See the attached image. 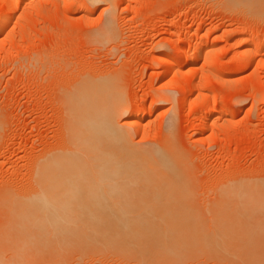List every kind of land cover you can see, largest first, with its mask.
Wrapping results in <instances>:
<instances>
[{"label":"rangeland","instance_id":"rangeland-1","mask_svg":"<svg viewBox=\"0 0 264 264\" xmlns=\"http://www.w3.org/2000/svg\"><path fill=\"white\" fill-rule=\"evenodd\" d=\"M2 1L0 0L1 11L3 8ZM243 1H246V3L244 2L245 6ZM247 1L249 0H112L109 4L103 3L94 6L89 5L85 0L21 1L10 22L11 31L7 35L0 34L1 263L136 264L137 262V264H140L144 262L142 260L144 256L139 252L143 250V248L140 249L141 247L139 251H135L136 247L133 245L128 248L123 247V251L119 253L122 254L117 256L113 251L109 255L111 252L109 249L104 251L99 249L102 247L97 245L102 243L94 246L92 244L89 245V241H87L88 243L85 242L86 246L87 244L89 245L87 247L84 245L85 243H80V241L72 243L80 236L79 232L73 229L75 227L74 222H80L77 223L79 227L85 225L87 228L88 226L93 228L96 227L94 223H96V216L99 213L104 219L106 216L111 218L120 212V209H109L113 213H97L96 201H91L90 198L89 201L87 200L88 202L85 201L88 203L86 205L87 208L82 206V209L76 208L79 206L78 202L80 201L78 197L80 199L84 198L83 195L82 197L79 195L80 193L87 195V198L84 199L86 200L88 199V194L90 196L94 192L96 188L93 185V182L96 181L94 178H89L85 181L86 183H82V180H75L78 178H71V180L69 179L70 181L62 178V181L61 177H58L63 186L64 179H66L69 188L73 191L77 188L79 191V193L76 192L78 193V195L76 194L77 200L73 203L74 197L73 206L71 199L68 202L71 204L68 208L66 207L65 210L57 208L56 213L54 212L58 216L54 220V223L58 221L56 224L58 228L55 224L53 225V221L51 224L40 213H44L45 210L40 212L34 210L37 213L32 212L33 210H26L27 207L31 206V204L26 203L30 201V198L33 201V198H35V201H37L34 191L36 192L40 188V186H36L38 183L36 185L33 184L34 167L42 160L61 157L69 142L67 130L68 115L65 107L66 98H64L67 96L66 92L85 79L110 80L117 92L120 93L119 97L128 106L127 114L120 119L119 123L122 125L129 124L127 129L131 133L133 141L138 144L143 143V145L150 144L156 149L159 147L158 150L168 154L171 157L170 159L167 155L168 160L173 161L179 171L183 173L179 179H170L173 182L168 179H165L164 182L168 183L169 181L168 184L170 185L172 182L178 187L179 192H176V194L182 193L183 195H177H180V198L185 200L186 203H191L190 205L197 207H194L195 214L193 213V217L194 219L198 217V227L202 225V228H198L200 231L198 233L200 234L197 237L201 235L203 237L205 233L207 237H203V242L200 238H197V244L201 242V245L204 246L205 243V247L202 246L204 250L201 249L202 247L194 245L196 241L193 240L191 241L193 244H190L192 245L190 249L196 246L197 250L192 249L189 251V247L184 242L182 244V240L187 239L188 233L183 235L185 237H182V240H176L178 243V240H180V244H177L174 240L177 245L173 244L175 247L171 246L174 252L172 253L174 256L182 257V262L178 260L175 264H226L227 262L229 264L231 261L230 264H246L249 259L252 262L254 258H257V261H255L258 262V257L260 254L264 255V252H256L257 256L253 255L255 252L253 254L250 253L256 257L252 256L253 258L249 259L243 258L245 253L243 255L242 253H233V255L236 254V258L235 256L233 258L231 254L228 256V253L227 255L225 253L228 256L226 259L225 255L221 256L224 253L219 254L218 252L219 255L216 252H212L211 255L214 254L215 258H205L206 255L211 253L207 252L206 246L211 245L213 238L217 241L221 238H232L233 240L262 238L264 240V231L258 228L260 221L254 225V228L256 227L259 230L258 232L252 225L256 220V217L253 218L254 213H252L253 216L250 215L252 220L255 219L254 222L246 214L245 210L248 213L252 209L246 208L244 211L240 209L241 216L238 210V212H235L231 208L225 207L226 209H224L221 207L220 213L223 215L231 210L230 213L235 212L238 215L237 218H244L243 214L245 212L244 215L247 218L244 219L248 221L250 219L249 222L244 219V221L241 220L242 222H240V220L235 219L236 215L234 214L235 217L233 218L239 222H237L238 225L242 224L240 225L241 227L234 224L235 229L227 227L225 229L222 228L223 230L219 228L225 226H217L215 223L217 218L221 217V214H218L217 217L215 215L217 210L212 211L213 208L216 209L215 205L220 203L221 200L226 199L225 202H227V200L232 199V195L233 197L237 196V198H233L234 200L238 199V195L234 194L237 191H241L240 194L244 195H248L247 193L253 191L250 193L251 195H248L252 196L257 192L255 191V189H258L257 187H260L258 191L262 192L264 188L262 187L264 186V48H257V51L255 49L250 57L242 55L244 49L249 46L250 39L264 41V0H250L252 3L256 2L254 7H252L253 4L248 7L250 2L247 3ZM109 15L112 16V26H114L113 40L109 39L110 41L97 43V41H94L96 31L100 30L101 25L104 24L103 22L106 21ZM175 29L176 34L173 36L171 32ZM245 39L248 40L246 41ZM162 59L167 61L178 60L181 63L179 69L177 67L168 68L173 74L172 79L174 81H167L165 68L160 64ZM179 70L184 72V76L178 73ZM162 95L167 96L168 99L159 101L158 97ZM50 181H48V184L51 185L54 181L52 184L54 186L57 180L53 179V181ZM45 183L48 186L47 181ZM45 183L43 184L44 189ZM82 184H88L92 188H89V190L81 189ZM50 185L48 186L49 192H52L53 194L51 193V195H55L53 197H57V199L61 197V194L64 196L63 193L67 194L65 199L74 194V192L69 194L70 192L68 191V193L66 191L68 189L65 187V190L61 188V191H64L61 193L57 185L54 186L57 189ZM182 185L183 188H181ZM52 188L60 192V195L54 194L56 191H52ZM230 188H233L232 192H230ZM185 190H188V192ZM228 190H230L229 193ZM39 192L40 190H38ZM46 192L47 190L44 194ZM223 192L226 194L222 195ZM37 195L40 197L43 196V193ZM14 197L16 199H13ZM94 197L96 198V194ZM130 198L133 199L132 196ZM82 199L81 202L83 201ZM14 200L16 205H14ZM66 200L68 201V199ZM234 200L231 201L232 203L228 202L226 206H233ZM25 204H29V206H24L26 208L21 207V205ZM210 207L212 210L209 209V212L208 208ZM198 208L199 210L196 211ZM54 209L52 210L54 211ZM127 209L123 210L127 212ZM129 212L126 213L128 214L126 216L130 220L137 216L139 219L135 217V221L137 218L139 223L141 221L151 222L152 220V223L155 220H158V223L162 221L161 218L167 220V217L171 220L172 216L170 217V215L173 214V217H178L177 213L174 212L172 214V211L164 213L166 216L167 213H171L167 217H164V215L161 217L160 215L158 219L153 213L155 211L143 212L141 209L139 210V206L137 209L131 210L134 213L130 212V214ZM35 214L36 216L37 214L44 216L46 223L42 222L44 219L40 218L42 217L41 215L40 217L38 216V220L40 218L39 221L44 223L45 227L41 223L37 225L39 221L35 222L31 219L36 218L37 221ZM44 214H47V212ZM249 214L251 213L249 212ZM230 215L228 214L227 216L230 217ZM61 217L62 221L60 220ZM193 217L191 216L192 219ZM108 218L105 220H109ZM211 218L214 220H211ZM64 219H67V224L69 222L74 224L71 223V227L68 228ZM192 219L191 222L194 220ZM32 221L35 222L32 223L33 227ZM187 221H190L188 216ZM243 222H246L245 225ZM250 222L253 223L251 224ZM19 223L20 225L22 223L28 225H22V228V226L18 225ZM90 223L91 226L89 225ZM204 223L212 225L211 228L213 229L208 225L204 226ZM63 224L66 225L64 226ZM52 225L53 227L51 228ZM251 225L252 227L250 228ZM262 225L263 228L264 223ZM27 226L30 227L28 228ZM48 226L50 227L48 228ZM59 226L61 227L59 228ZM100 226L102 227L101 224L98 227L101 228ZM14 227L16 229L19 228L17 231L26 229L31 231V229H34L35 233L36 231H39V233L48 232L47 239L44 238L47 242L34 240L39 233L37 232L38 234L33 235L31 232L33 239L31 241L32 236H29V242L34 240V245L33 243L31 244L33 248L30 246L27 236L26 241L28 244L22 245L21 241L24 243V240L16 238H19L20 234L15 231L16 229L14 230ZM65 227L69 229L70 233ZM215 227H218V235L216 232L213 233ZM75 228L77 229V225ZM221 231H226L229 234L227 235L224 232L222 235L220 234ZM8 232L11 234L9 235ZM58 232L62 233L61 236H59L60 234L58 235ZM71 233H76L79 236L73 238V240L71 238L76 235ZM5 234L7 235L6 237ZM41 234L39 235L40 239L42 238ZM191 234L190 236L188 234L189 239L192 237ZM50 235H54L52 236L53 239ZM8 236H12V238ZM44 236L45 233H43ZM4 238H6L5 240L7 238L8 240L11 239V241L9 240L11 243H6ZM20 238H23V234ZM60 238L63 240L62 242ZM16 239L19 242L15 241ZM187 240L185 242L190 243V240ZM208 240L211 241L209 242ZM35 241L38 244L40 242L39 246H36ZM174 241H170L169 245ZM54 243H56V247L53 246ZM188 243L186 244L188 245ZM181 244L182 246H180ZM13 245L18 246L14 248ZM20 245L22 250L25 247H31V249L25 248L28 250H26L27 252L25 250H23L25 252L20 251L18 249ZM76 247L77 251L75 250ZM80 247L83 248L81 249ZM176 247L179 249L176 250ZM41 248L43 249L41 250ZM131 248H134L135 252ZM79 250L85 252L82 253L80 251L81 253H79ZM100 250L102 254H99L101 253ZM129 250H132L136 257L132 253L130 254L131 251L129 252ZM179 250L183 252L180 253ZM199 250L200 252H198ZM15 251V255L19 252L20 257L16 256L18 260L14 257L15 259L13 258L14 261H12L13 256L11 255ZM106 251H109V254H106ZM176 251L180 256L179 254L176 255ZM192 251L193 253H191ZM201 251H204V253ZM20 252H23L25 256ZM84 253H87V255ZM250 254L246 253L245 257H251ZM147 258H143L145 259L144 264H168L165 262L167 260L169 263L172 261L174 264L175 260V257H173L174 259L172 258L173 260L169 259L170 257H161L165 258V260H162L159 256H156V259ZM261 260L260 262L264 264V260ZM253 263L256 264L255 262ZM247 264H251L250 261Z\"/></svg>","mask_w":264,"mask_h":264},{"label":"bare ground","instance_id":"bare-ground-1","mask_svg":"<svg viewBox=\"0 0 264 264\" xmlns=\"http://www.w3.org/2000/svg\"><path fill=\"white\" fill-rule=\"evenodd\" d=\"M21 1L22 0H3L2 1L3 2V4H2L3 8H2V11L0 10L1 11L0 12V34L7 35L11 31L10 30V22L12 20V17L14 16V13L16 12L17 6L21 3ZM85 2H87L91 6H94V5H100V4H103V3L104 4L105 3L109 4V3L112 2V0H85ZM244 2L246 3V1H243V4L245 6L246 4ZM249 2H250V0L247 1V3H249ZM255 3L250 2L248 4V7H249V5H252V4H253L252 7H254ZM111 20H112V16L109 15L108 18L106 19V21L103 22L104 24L101 25L102 27L101 28L99 27L100 30H98V32L96 31V34H95L96 37H95L94 41H97V43H100V42L104 43L105 41H107V40L110 41L112 39V37L114 36V29H113L114 26H112L113 25V23H112L113 21H111ZM171 34L174 36V34H176V29L173 30L171 32ZM5 37H7V36H5ZM250 40H251V42H250ZM250 40H249V42H250L249 46H247L244 49V51L242 52L243 56L250 57L255 49L257 51V48H264V41L263 40H260V39H250ZM238 43H240V42H238ZM196 48H197V46H196ZM164 55H165V52H164ZM260 56H262V55H260ZM206 63H208V62H206ZM160 64H162V66L165 68L166 79H167V81L169 80V82H170L171 80H173L172 79L173 78V76H172L173 74H171V72L168 70V68L169 67H177V69H179L181 63L178 60H176V61L168 60L167 61V60H163L162 59ZM179 71H178V73L180 75L184 76V72H181V71L179 72ZM98 80L99 79H97V80L96 79H94V80L85 79V80H83L81 82H78L75 87H72V89H70L69 91L66 92L67 96L65 94L66 97H64V98H66L65 99L66 100L65 107H66V112H67V115H68L67 116L68 129L67 130H68V135H69V142H68L67 146L65 147V150L63 151L61 157L56 158V159H51V160H48V159L47 160H42L38 164H36V166L33 169V181L35 182V183L33 182V184L36 185V183H38L39 185L37 184L36 186L37 187L40 186V188H41V189L40 188H38V189L36 188L37 189V190L35 189L36 192L34 191V193H35L34 195L37 196L36 197L37 201H35V198H33L34 201L30 198L29 199L30 201H27L26 203L31 204V206H29V204H25L23 206L21 205V207L26 208L24 206L28 205L29 207H27L26 210H28V209L29 210H33L32 212H34V210L37 211V212H40L41 210L42 211L45 210L44 213L47 212V214H44L42 212H40V213L45 216V218H46V220L48 222L51 223L53 221L52 222L53 225L54 224L56 225L58 221H56V223H54L55 222L54 220H56L57 219L56 217H58V216H56V214H55L56 212L55 211L58 210V209L65 210L66 207L68 208L71 204L73 206V203H75L76 200H77L76 196L79 193L77 188H76L75 191H73L71 188H69L67 186L68 182L66 181V179H68V180L70 179L71 180V178H78V179H75V180H82V183H86L85 181L88 180L89 178H94V179H96V181L93 182V185L96 187L94 189V192H96V193L92 192V194L90 196L88 194V199H86V200H84V199L87 198V195H84V194L80 193L79 195H81V197L83 195L84 198L83 199L81 198L83 200L81 202L80 197H78L80 201L78 202L79 206H77L76 208L77 209L81 208V206L83 208H87L86 205H88L87 202L89 201V198H90L91 201H96V212L97 213H99V212H101V214H103L104 212L105 213H109V212H111V210H109V209H117V210L120 209V212L116 213V215L111 217V218L110 217L108 218L106 216L104 219L100 216V213H99V215L96 216V223H94V224H96V227H93V228L92 227L90 228L89 226L87 228L85 225L84 226L82 225V226L79 227L77 223H80V222H74L77 225V229H76L75 228L76 225L73 222H69V224H67L68 223L67 219H64L65 223L68 225L67 226L68 228L71 227L70 225L74 224L75 227L74 228L72 227V228L79 232V233L78 232L77 233L80 236L76 235V233L72 234L74 232L71 233L72 235H76V236L72 237L71 239L76 238L77 236H79V237H77L76 240L73 239L74 241L72 243H74V242L77 243L79 241H80V243L81 242L82 243H85V242L88 243L87 241H89V245L92 244L94 246L99 244V243H102V244L97 245L99 247H102V248H99V249H103V251L109 249L111 251L110 254L108 253L109 251H106V254L108 253L109 255H111V253L113 251V253H115L117 256H120L122 254V253L121 254H119V253H120V251H123L122 250L123 247H127L128 248L130 245H133L136 248L138 247V249L131 248L132 250L134 249L135 251L136 250L139 251L140 247H141L140 249L143 248V250H141L139 252L144 256V257H142V260H144V262H145V259L147 258L145 256H151L152 258H155L156 256H159L160 258L161 257H165V258L166 257H168V258L170 257L169 259H171V260H173L174 259L173 257H175L174 264L178 260H179V262H182V260H181L182 257H178L177 254H179V253H177V251H176V255L177 256H174V254H173L174 252H173V249L171 248V246H173V244H176L175 241L177 239H181L182 237L184 238L185 236H183V235H186L187 233L189 234V236L192 233L191 234L192 235L191 239H189L188 234H187V239L188 240L187 239H184V240L181 239L182 240V244L185 243V245L189 247V251H190L192 249L193 250H197L198 248L196 246L202 247L203 245H201L200 240L203 242L204 241L203 237H205V236L207 237V235H205L206 233L203 234L204 235L203 237H201L202 235L197 237L200 234V233H198V231H199L198 228L200 227V225L198 227L199 223H197V222L199 220H198L197 215H196L197 218H195L197 221L193 217L194 210L197 207L194 206L195 207L194 208L192 205H190L191 203L190 204L186 203L185 200L181 199L180 195L182 193L181 194L177 193V194H180V195L176 194V192H179L178 187H176L172 183L173 180H170V179H173V178H178L179 179V177H182L181 175L183 173L179 171L178 167L176 166V164L173 163V161L168 160V157H169L168 154L165 153L166 154L165 155L160 150H158L159 147L156 149V148L150 146V144L149 145H147V144L143 145V143H141L142 144L141 145V144L135 143L133 141L132 135L129 132V130L127 129V125H129V124L126 123V124L122 125V124L119 123L120 119L123 118L127 114V111H128L127 104L122 100L121 97H119L120 93L117 92L116 88L113 86L114 84L112 82H110V80L109 81H98ZM167 99H168V97L167 96H163V95L158 97L159 101H164V100H167ZM215 112H218V111H215ZM218 113H220V112H218ZM167 155H168V157H166ZM169 158L171 159V157H169ZM58 177H61L60 179L62 181H63L62 178H66V179H64L66 181V184H65V181H64V186L62 185L63 183L61 184V180ZM52 178L57 180L56 182H58V180H59L60 183L59 182L58 183L55 182L56 184L54 183V186L57 185L58 188L60 189L61 193L64 192L63 191V190H65L64 187L68 189L66 191L67 192L69 191L70 192V193L68 192L69 194H73L72 192H74V194L71 197L68 195L70 200L67 197H66V199H68V201L65 199V195L67 196V194H65V193H63L64 196L61 194V197H58V199H57V197H53L55 195H53V196L51 195L52 192L51 193L49 192V187L48 186L50 184H48V181H50V180L53 181ZM47 179H49V180H47ZM165 179H168V180L172 181L171 185L168 184L169 181H168V183H165L164 182ZM182 179H184V178H182ZM46 181H47L48 186L45 183ZM53 182H52V184H53ZM44 183H45V185H44L45 189L43 188V184ZM50 183H51V181H50ZM181 184H183V183H181ZM35 185H34V187H35ZM60 185H62L63 187L62 186L60 187ZM69 185H70V182H69ZM183 185H185V184H183ZM183 185H182V187L181 186L180 187L183 188ZM54 186H53V188L57 189V187L55 188ZM70 187H71V185H70ZM240 187H242V186H240ZM262 187H264V186H262ZM42 188H43V190H42ZM61 188H63L62 191H61ZM80 188L89 190V188H92V186H90L88 184H82ZM122 188H124V189L127 188V189L124 190ZM233 188H236V187H233ZM233 188L232 189L230 188L231 191L228 190V193H229V191L232 192ZM257 188L259 189L260 187H257ZM54 189L52 191H56ZM227 189H229V188L227 187ZM258 189L257 190L255 189V191H257V192L254 195H252V196H248V195H251L250 193L253 192V191H250L249 193H247L248 195L240 194L241 191L240 192L237 191L234 194L238 195V199L234 200L233 198L234 197L237 198V196L233 197V195H232L231 196L232 199H230L229 201L227 200V202H225L226 201V199H225L226 196H225L224 197L225 200H221L220 203H217L215 205L216 209L213 208V210H212L211 207L208 208V210L210 209L213 212L215 210H217L215 212V215L217 217H218V214H221L220 215L221 217L217 218V222L215 221L217 226H225V227L219 228L220 230H223L222 228L225 229L227 227H232V228L235 229L234 224L238 225V223H239L238 221L239 220H240V222H242L244 220L248 221L247 219H244V218H247L246 215H244L245 212L243 214V217L245 216L244 218H242V217L237 218L238 215H236L235 212L238 210L239 211V215H240L241 214L240 209H243V211H244L246 208H249V209H252L253 211L251 210V211H248V213H247V210H245L247 216H250V215H252V213H254V216L253 215L252 216H253V218L256 217V220L254 219L255 222H254V220L251 219L252 216L248 217L254 222V223L252 222L253 224L250 222L253 225V228H254V225L257 224L258 221H260L259 222V226L258 225L257 226H258V228H260L259 230L264 231L263 230L264 227L262 228V226H263L262 224L264 223V188H263V192L262 191H258ZM38 190H40V192H39L40 194L43 193V196L39 197L37 195V194H39ZM44 190L45 191L47 190L48 194H47V192H46V194H44L45 193ZM236 190H238V189H236ZM57 192L58 191L54 192V194L56 193V194L60 195L59 194L60 192H58V193ZM76 192H78V193H76ZM181 192H184V191H181ZM186 192H188V190ZM186 192H184V193H186ZM238 192H239V194H237ZM95 194H96V198L94 197ZM225 194L226 193L223 192L222 195H225ZM130 196H132L133 199H131ZM186 196H187V194H186ZM190 196H191V194H190ZM74 197H75V200H74ZM221 197L223 198V196H221ZM59 198L60 199L64 198V199L60 200ZM228 198H230V197H228ZM13 199H16V198L14 197ZM71 199H72V201H71ZM31 200H32V203H31ZM73 200H74V202H73ZM232 200H234V204H232L233 206H230V207L226 206V204L228 202H231ZM20 201H21V199H20ZM23 201H25V200L23 199ZM70 201H71V204L68 203ZM85 201H87V202H85ZM14 202H15V200H14ZM80 202L82 203V205H81ZM84 202H85V204H84ZM190 202H192V201L190 200ZM14 205H16V202H15ZM194 205H196V204H194ZM64 206H65V208H64ZM84 206H86V207H84ZM138 206H139V210L141 209V211H143V212L155 211L153 213L158 217V219L160 218V215L162 217L165 212H172V211H173L172 214L175 212V213H177L178 217L177 216L173 217L174 214L170 215L171 213H169V214L167 213V216L170 215V217L172 216L173 219L171 218V220H169L170 218L168 219V217L166 215H164V217H167L168 221L166 219H164V218H161L162 221H160L158 223H157L158 220H155L156 223L155 222L152 223L153 220L151 222H142L140 220L141 222L139 223L138 222L139 220L137 221V218H138L137 216H135V217H137L136 221H135V217L132 220H130L127 217L128 214H126L128 211L131 212V210L137 209ZM140 206H141V208H140ZM131 207H133V208L136 207V208L133 209ZM221 207H223L224 209L231 208L232 210H235V212L231 214L230 213L231 210L228 209L229 211L228 212L225 211V212H227L225 214H227V215L231 214L230 217L225 215V214L223 215L222 213H220L221 212ZM126 208H128L127 212L125 210H123V209H126ZM52 209H54V211ZM49 210H50V212H49ZM197 210H199V208L196 209V211ZM210 210H209V212H210ZM37 212H34V213H37ZM51 212H52V214H51ZM249 212L251 214H249ZM111 213H113V212H111ZM114 213H115V211H114ZM131 213H134V212H131ZM41 214H37V216L35 214V217H37V221H36V218L35 219L31 218V219L34 220L35 222H38L40 220V218H43L44 220L42 219L43 221L42 220L41 221L46 223L47 221L45 220L44 216H42ZM138 214H136V215H138ZM213 214H212V216H214ZM234 214L236 215L235 219L236 220L238 219V221H236L233 218V217H235ZM40 215L42 217H40ZM208 215H209V213H208ZM38 216L40 217L39 220H38ZM144 216H146V215H144ZM149 216H147V217H149ZM156 216H154V217H156ZM187 216H188V220L190 219V221H187ZM191 216L193 217L195 222L191 218ZM241 216H242V214H241ZM106 218H108L109 220H105ZM150 218H152V217H150ZM240 218H242V219H240ZM61 219H62V217L60 218V220ZM142 219H144V218L142 217ZM147 219H149V218H147ZM191 219L193 220L192 222H191ZM201 219H203V218H201ZM212 219L213 218H211V220ZM250 219H249V221H250ZM144 221H146V220H144ZM186 221H187L188 224L186 223ZM35 222L32 221L31 224L35 223ZM20 223L18 224L19 226L25 225L23 223H22V225H20ZM38 223L39 224H37V225H40L41 222L39 221ZM44 223H41V224H43L44 227H45ZM191 223H193L194 225L191 224ZM245 223H244V225H245ZM15 224H13V225H15ZM66 224H63V225L65 226ZM99 224L102 225V227L100 226L101 228L98 227ZM26 225H28V224H26ZM37 225H35V226H37ZM53 225L51 226V228L53 227ZM89 225L91 226V223ZM103 225H105V226L103 227ZM207 225L208 224L204 223V226H207ZM240 225H242V224H239L238 226H240ZM252 225L250 226V228L252 227ZM19 226H17V227H19ZM30 226H27V227L29 228ZM208 226H210V225H208ZM211 226H210V228H211ZM238 226H236V227H238ZM32 227H33V224H32ZM49 227L50 226H48V228ZM56 227L58 228L57 225H56ZM60 227L61 226H59V228ZM67 227H65V228H67ZM213 227H214V225H213ZM22 228H23V226H22ZM38 228L42 229L41 227H38ZM200 228H202V225H201ZM245 228H243V229H245ZM15 229H16V227H14V230ZM18 229L19 228H17L15 231H17ZM54 229L56 230V228H54ZM84 229H86V230H84ZM87 229H89V230H87ZM211 229H213V228H211ZM217 229H218V227H215L214 230H213L214 231L213 233L216 232V234L218 235V233H217L218 230ZM248 229H249V227H248ZM254 229H256V227ZM36 230H37V227H36ZM246 230H247V228H246ZM259 230L256 229V231H258V232H259ZM10 231H11V229H10ZM19 231H21V230H19ZM19 231H17L18 234H20V236L23 234V238H20V236L18 234L17 235L19 236V238L18 237H16V238L19 239V240H24L23 241L24 243H22V241H21L22 245L27 243L26 236H27V240L29 242V236L31 237L32 234L36 235V234L39 233V231H36V233H35L34 229L33 230L31 229V231H28L27 229L26 230H22L20 233H19ZM24 231L27 232V233H25ZM63 231H65V230H63ZM201 231H202V229H201ZM250 231H252V230H250ZM261 231H260V234H261ZM28 232H30V233H28ZM31 232H32V234H31ZM68 232H69V229H68ZM210 232H212V231H210ZM224 232L227 235L229 234L226 231H223V232L221 231L220 234L223 235ZM43 233H45L44 237H43ZM202 233H204V232H202ZM6 234H5V237L7 236ZM10 234L11 233H9V235ZM40 234L42 236L41 239H40V236H39ZM46 234H47V236H46ZM61 234H62L61 232L60 233L58 232L59 236H61ZM65 234H66V232H65ZM39 235H37L38 237H35L36 239L34 238V240H38L40 242H42V241L47 242L45 239H47V237L49 235L48 232H40ZM212 235H215V234H212ZM52 236H54V235H52ZM52 236H51V238L53 239ZM8 237L12 238V236H8ZM13 237H15V236H13ZM197 238L198 239L200 238V240H199L200 244H197V242H198ZM208 238H210V237H208ZM5 239L6 238H4V240ZM17 239L15 241L19 242V240H17ZM32 239H33V236H32V238L30 240L32 241ZM9 240L11 241V239H9ZM9 240L7 238V240H5L6 243L9 242ZM34 240H33V242H29L30 246H31L32 243L34 245ZM60 240H61V238H60ZM185 240H187V241L190 240L189 241L190 243L185 242ZM192 240L196 241V244L194 243V245H196V246L194 248L192 247V249H190V246H192L190 244H193V242L191 243ZM214 240H215L214 238H213L212 241L208 240L209 242L211 241V245L206 246V248H207V252L208 253L211 252V253L210 254L207 253L208 255H206V256L204 255L205 258H215L214 254L211 255L212 252H216V253L218 252L219 254L220 253H224L221 256H224L225 253H226V255L228 253V256H229V254H231L233 256V258L236 255V254L233 255V253H237V254L238 253H242V255H243V253H245V255H243V258L244 259L245 258L249 259V258L256 257L257 256L256 252H260V253L264 252V240H262V238L261 239H257V238L256 239H236V240L235 239L233 240L232 238H227V239L221 238L218 241L215 240V242H213ZM62 241L63 240H61V242ZM170 241L171 242L174 241V242L169 245V243H171ZM178 241H179V243L176 241L177 244H180V240H178ZM40 242H39V244H40ZM61 242H60V244H61ZM10 243L11 242H9V244ZM86 243L84 244L85 246H86ZM186 243H188V245ZM35 244H36V246L37 245L39 246L38 242L36 243V241H35ZM182 244L180 246H182ZM18 245H13V246L15 248ZM55 245H56V243H54L53 246L56 247ZM65 245H66V243H65ZM89 245L87 244V246H89ZM11 246H12V244H11ZM85 246H84V248H85ZM186 246H185V248H186ZM0 247H2V246H0ZM31 247H25V248L31 249ZM173 247H175V245ZM203 247H205V243H204ZM203 247L201 248L202 250H204ZM20 248H22L21 245L18 247V249H20ZM25 248H23V250L26 251L27 249H25ZM58 248H60V247H58ZM42 249L43 248H41V250ZM54 249H56V248H54ZM178 249L179 248H177L176 250H178ZM13 250H16V249H13ZM21 250L22 249H20V251ZM75 250L77 251V247H76ZM132 250H129V252L131 251L130 254L132 253ZM200 250L198 252H200ZM25 251H23V252H25ZM63 251H64V249H63ZM80 251L81 250H79V253L85 252V251H81V252ZM142 251H143L144 254L142 253ZM23 252H20V253H22V255H24ZM100 252L101 253H99V254H102L101 250H100ZM134 252L132 253V255L135 254ZM181 252H183V251H180V253ZM201 252L204 253V251H201ZM18 253H17V255H15L16 254V251H15L14 254L11 255V256H13L12 259L14 257L16 259H17V257H20V255ZM87 253H89V252H87ZM87 253H84V254L87 255ZM125 253L123 254V257L125 255ZM191 253H193V251ZM194 253H196V252H194ZM246 253H249V254L250 253H252V254L254 253L253 255H256V256H253L252 254H250L251 257H249V256L245 257ZM67 254H68V252H67ZM103 254H105V253H103ZM141 254H140V256H141ZM196 254H198V253H196ZM217 254H215V255H217ZM27 255H30V254H27ZM226 255L224 257H226V259H227L228 256H226ZM242 255H239V256H242ZM261 255L262 254H260V256ZM11 256H9V257H11ZM179 256H180V254H179ZM100 257H101V255H100ZM151 257H148V258L150 259ZM183 257H184V255H183ZM259 257H258V259H259L258 262L259 263L256 262L257 258L256 259L254 258V260L252 262H255L256 264H262V262H260V261H262L261 259L264 260V258H262V257H264V255H262L260 258ZM114 258H116V257H114ZM143 258H145V259H143ZM165 258L164 259L161 258V259L165 260ZM235 258H236V256H235ZM14 259L12 261H14ZM138 259H139V257H138ZM249 261L252 264L251 259H249ZM249 261L246 262V264L249 263ZM138 262L140 263L139 260H138ZM144 262H142L140 264H144ZM165 262H167L168 264H173L172 261H171V263H169L168 260L165 261ZM231 262H229V264ZM2 263L0 262V264H2ZM233 263H234V261H233ZM15 264H16V262H15ZM136 264H137V262H136ZM179 264H182V263H179Z\"/></svg>","mask_w":264,"mask_h":264}]
</instances>
